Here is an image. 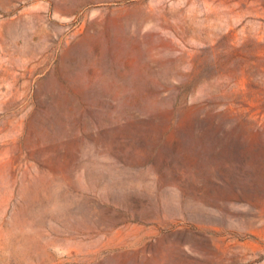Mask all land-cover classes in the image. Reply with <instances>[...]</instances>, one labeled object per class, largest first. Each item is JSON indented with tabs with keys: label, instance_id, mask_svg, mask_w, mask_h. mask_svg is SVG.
<instances>
[{
	"label": "rangeland",
	"instance_id": "1",
	"mask_svg": "<svg viewBox=\"0 0 264 264\" xmlns=\"http://www.w3.org/2000/svg\"><path fill=\"white\" fill-rule=\"evenodd\" d=\"M0 264H264V0H0Z\"/></svg>",
	"mask_w": 264,
	"mask_h": 264
}]
</instances>
